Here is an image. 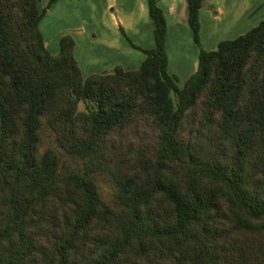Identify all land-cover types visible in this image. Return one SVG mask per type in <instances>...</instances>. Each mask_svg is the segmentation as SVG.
Segmentation results:
<instances>
[{
	"label": "trees",
	"instance_id": "obj_1",
	"mask_svg": "<svg viewBox=\"0 0 264 264\" xmlns=\"http://www.w3.org/2000/svg\"><path fill=\"white\" fill-rule=\"evenodd\" d=\"M52 1L0 0V264H264V18L203 49L185 0L177 85L157 0L139 64L86 76Z\"/></svg>",
	"mask_w": 264,
	"mask_h": 264
},
{
	"label": "crops",
	"instance_id": "obj_2",
	"mask_svg": "<svg viewBox=\"0 0 264 264\" xmlns=\"http://www.w3.org/2000/svg\"><path fill=\"white\" fill-rule=\"evenodd\" d=\"M46 1L47 0H37L38 6H44ZM97 1L98 0H53L46 7V12L52 9L54 5H63V7L65 8L64 12L66 16L74 18L72 8L75 7L76 9H78V6L83 5L86 9L89 10L88 13L86 15H81V17L79 18V24L71 25V28H77L76 31L78 33H85V27H83L82 25L85 24L90 26L102 24L103 20L105 19L109 20L114 25L120 24L127 30V26L134 24V12L133 10L131 11V8L135 7L144 9V15H146L144 16L145 19H147L148 17L145 0H102L100 13H97V11H95L96 9H98ZM258 1L260 3L264 2V0ZM157 4L161 8L165 18L164 47L166 52V69L169 73L172 74L181 72L182 79L180 80L183 81V79L195 69L197 54V47L192 40L191 31L186 22L185 0H157ZM255 6L256 0H203L202 4L198 8V20L200 21L202 15H205L211 19L222 20L223 18H228L230 20H237L239 23H243L244 19L249 18L248 16L254 10ZM262 16L264 17V15ZM147 21L148 20H146V22ZM95 35L96 32H93L92 36ZM73 40V56L76 59L81 74L84 75V69H82L79 60L75 55V39L73 38ZM142 40V42L134 44L142 48L152 47L153 37L149 34V32L142 37ZM43 41L45 46L47 47L46 41ZM105 47L99 48L98 46H92L91 50H88L86 61H84V66L89 65V69H85L88 70L86 72H103L107 70V68H111V66H113L114 64H119L123 68L127 69L134 68V66H137L144 56V53L135 54L134 59L131 63H128L127 61L123 63L122 61L116 59H112L107 62H98V57L101 54L102 49L104 50ZM48 50H50L51 52H55L57 50V47L54 44V46H52L51 49ZM131 51H133L132 48H130L129 52L131 53ZM95 58H97V61H95Z\"/></svg>",
	"mask_w": 264,
	"mask_h": 264
},
{
	"label": "rangeland",
	"instance_id": "obj_3",
	"mask_svg": "<svg viewBox=\"0 0 264 264\" xmlns=\"http://www.w3.org/2000/svg\"><path fill=\"white\" fill-rule=\"evenodd\" d=\"M97 5L98 9L95 11L100 13L102 0H98ZM72 10L74 18L66 16L63 5H54L52 9L47 12L45 9L41 19L39 20L38 26L43 40H45L47 43V49H51L54 44L57 47V39L62 34H69L75 39V55L79 60L82 69H84L83 76L89 74L86 72L88 70H85L89 69V65L84 66V61H86L88 50L90 51L92 46H98L99 48H104L106 46L104 50L102 49V52L98 57V62H107L112 59H116L122 61L123 63L126 61L131 63L135 54H143V52L139 48L133 47L130 42L133 44L142 42V37L145 36L146 33L148 34V32L150 35H152L150 19L149 17L145 19L144 16L146 15H144V9H140L138 7L131 8V11L133 10L134 12V24L127 26V30L124 26L119 24L114 25L109 20L105 19L103 20L102 24L90 26L85 24L82 25L85 27V33H78L76 31L77 28H71V25L79 24V18L81 15H86L89 10L83 5L78 6V9L74 7ZM263 11L264 2L260 3L258 0H256V6L254 10L249 14V18L244 19L243 23H239L237 20L233 21L228 18H223L222 20L211 19L205 15H202L201 20H198V44L203 49L214 48L218 40L234 37L251 27L259 19L264 18L262 16L264 15ZM146 20L148 21L146 22ZM118 25L120 26L121 30L118 28ZM93 32H96L95 36H92ZM130 48L133 50L131 53L129 52ZM95 61H97V58H95ZM110 69L111 68H107L105 71H110ZM174 75L176 77V84L180 85L182 81L180 80L182 79V73L177 72V74ZM97 184L101 195L105 199H109L108 185L101 180H97Z\"/></svg>",
	"mask_w": 264,
	"mask_h": 264
}]
</instances>
